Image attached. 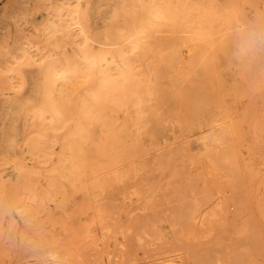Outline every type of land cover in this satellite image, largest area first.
Returning <instances> with one entry per match:
<instances>
[{
    "label": "rangeland",
    "instance_id": "rangeland-1",
    "mask_svg": "<svg viewBox=\"0 0 264 264\" xmlns=\"http://www.w3.org/2000/svg\"><path fill=\"white\" fill-rule=\"evenodd\" d=\"M252 31L264 0H0V264H264Z\"/></svg>",
    "mask_w": 264,
    "mask_h": 264
},
{
    "label": "bare ground",
    "instance_id": "bare-ground-1",
    "mask_svg": "<svg viewBox=\"0 0 264 264\" xmlns=\"http://www.w3.org/2000/svg\"><path fill=\"white\" fill-rule=\"evenodd\" d=\"M157 26H158V25H157ZM17 27H18V26H17ZM163 30H164V29H163ZM58 32H59V31H58ZM141 44H143V43H141ZM196 44H197V43H196ZM151 49H152V48H151ZM192 50H193V49H192ZM84 51H86V50H84ZM81 52H83V50H82ZM87 52H88V51H87ZM151 52H152V51H151ZM46 54H47V53H46ZM140 54H141V53H140ZM83 55H84V54H83ZM165 56H166V55H165ZM165 56H164V57H165ZM168 56H170V53H169ZM179 56H180V53H179ZM80 57H81V56H80ZM93 57H94V56H93ZM145 57H146V56H145ZM59 58H60V57H59ZM175 59H176V58H175ZM129 60H130V59H129ZM52 61H53V60H52ZM130 61H132V60H130ZM61 62H62V61H61ZM132 62H134V61H132ZM51 63H52V62H51ZM57 63H58V62H57ZM88 63H89V62H88ZM91 63H92V62H91ZM127 63H128V62H127ZM142 63H143V62H142ZM59 64H60V63H59ZM128 64H130V62H129ZM135 64H136V63H135ZM124 65H125V64H124ZM137 65H138V64H137ZM137 65H135V66H137ZM64 66H65V65H64ZM81 66H82V65H81ZM125 66H126V65H125ZM138 66H139V65H138ZM92 67H93V66H92ZM92 67H89V65H88V66L85 67V68H90V69H91ZM128 67H129V66H128ZM52 69H53V68H52ZM92 69H93V68H92ZM200 69H201V68H200ZM69 70H70V69H69ZM201 70H202V69H201ZM140 71H141V70H140ZM66 72H67V71H66ZM77 72H79V71H77ZM86 72H88V71L86 70ZM119 72H120V70H119ZM147 72H148V71H147ZM50 73H51V72H50ZM57 73H58V72H57ZM141 73H142V72H141ZM55 74H56V73H55ZM137 74H140V73H137ZM47 75H48V74H47ZM72 75H73V74H72ZM104 75H105V74H104ZM0 76H1V75H0ZM53 76H55V75H53ZM86 76H88V75H86ZM114 76H115V75H114ZM114 76H113V77H114ZM135 76H136V75H135ZM137 76H138V75H137ZM56 77H57V76H56ZM68 77H69V76H68ZM78 77H79V76H78ZM78 77H77V78H78ZM111 77H112V76H111ZM104 78H105V76H104ZM65 79H66V78H65ZM65 79H64V80H65ZM67 79H68V78H67ZM74 79H76V77H75ZM84 79H85V78H84ZM51 80H53V79H51ZM70 80H71V79L69 78L68 81H69V82H72V80H71V81H70ZM105 80H106V79H105ZM123 80H124V79H123ZM123 80H122V81H123ZM133 80H134V79H133ZM4 81H5V80H4ZM75 81L77 82V79H76ZM99 81H101V80H99ZM56 82H57V81H56ZM73 82H74V81H73ZM78 82H79V81H78ZM78 82H77V83H78ZM80 82H81V81H80ZM87 82H89V81H87ZM16 83H17V82H16ZM54 83H55V82H54ZM83 83H84V82H83ZM121 83H122V82H121ZM134 83H135V82H134ZM49 84H50V83H49ZM59 84H60V83H59ZM73 84H74V83H73ZM122 84H123V83H122ZM71 85H72V83H71ZM111 85H112V84H111ZM134 85H135V84H134ZM134 85H131V86H134ZM69 86H70V85H69ZM98 86H100V85H98ZM116 86H117V85H116ZM48 87H49V86H48ZM75 87H76V86H75ZM79 87H80V84H79L78 88H79ZM105 87H106V86H105ZM112 87H114V86L112 85ZM122 87H123V86H122ZM134 87H135V86H134ZM49 88H50V87H49ZM80 88H81V87H80ZM132 88H133V87H132ZM65 90H66V88H65ZM123 90H124V89H123ZM60 91H61V90H60ZM63 91H64V90H63ZM67 91H68V89H67ZM67 91H65V92L68 94L70 90H69L68 92H67ZM90 92H91V91H90ZM63 93H64V92H63ZM66 93H65V94H66ZM74 93H75V91H73L72 94H71V92H70V93L68 94V98H69V96H71V95L73 96ZM85 93H86V92H85ZM199 93H200V92H199ZM65 94H64L63 96H66ZM88 94H91V93L88 92ZM75 95L78 96V94H75ZM91 95H93V93H92ZM94 95H95V93H94ZM193 95H194V94H193ZM83 96H84V94H83ZM92 97H93V96H92ZM94 97H95V96H94ZM94 97H93V98H94ZM117 97H119V96H117ZM192 97H193V96H192ZM68 98H67V99H68ZM83 98L85 99V98H87V97H83ZM93 98H92V99H93ZM121 99H122V97H121ZM54 100H55V99H54ZM58 100H59V99H58ZM69 100H70V99H69ZM72 100H73V98H72ZM190 100H191V99H190ZM207 100H208V99H207ZM86 101H87V100H86ZM82 102H85V100H83V101L81 100V103H80L81 106L83 105ZM91 102H92V101H91ZM93 102H94V101H93ZM93 102H92V103H93ZM78 103H79V101H78ZM192 103H193V102H192ZM201 103H203V102H201ZM109 104H110V103H109ZM193 104H194V103H193ZM203 104H204V103H203ZM61 105H62V104H61ZM64 105H67V104H65V102H64ZM93 105H96V103L93 104ZM198 105H199V104H198ZM67 106H69V104H68ZM83 106H84V105H83ZM60 107H61V106H60ZM61 108H62V107H61ZM67 108H68V107H67ZM84 108H85V106H84ZM84 108H82V109H84ZM86 108H87V106H86ZM111 108H112V107H111ZM200 108H201V107H200ZM38 110H39V109H38ZM198 110H200V109H198ZM44 111H45V110H43V112H44ZM61 111H62V110H61ZM76 111H77V110H76ZM72 112H73V111H71L69 114H71ZM117 112H119V111H117ZM88 113H89V112H88ZM88 113H87V114H88ZM114 113H115V112H114ZM201 113H202V112H201ZM44 114H47V113L45 112ZM44 114H43V116H44ZM76 114H77V113H76ZM80 114L83 115L84 113H81V112H80ZM87 114H86V115H87ZM94 114H96V113H94ZM198 114H199V113H198ZM88 115H90V114H88ZM88 115H87V118L89 117ZM98 115H99V114H98ZM196 115H197V114H196ZM39 116H40V115H39ZM74 116H75V115H74ZM83 116H85V114H84ZM90 116H91V115H90ZM92 116H93V119H94L95 116H94V115H92ZM103 116L105 117V115H103ZM103 116H102V117H103ZM85 117H86V116H85ZM97 117H98V116H97ZM102 117H101V118H102ZM104 117H103V118H104ZM41 118H44V117H42V115H41ZM71 118H73V117H71ZM65 119H66V117H65ZM95 119H96V118H95ZM98 119H100V118H98ZM30 120H31V119H30ZM69 120H70V119H69ZM88 120H89V119H88ZM256 120H257V119H256ZM70 121H71V120H70ZM96 121L98 122V120H96ZM106 121H107V120H106ZM106 121H105V122H106ZM103 122H104V121H103ZM116 122H117V121H116ZM110 123H111V122H110ZM110 123H109V124H110ZM89 124H90V123H89ZM104 125H106V124H104ZM107 125H108V124H107ZM251 125H252V124H251ZM29 127H30V126H29ZM45 127H46V126H45ZM123 127H124V126H123ZM261 127H263V126H261ZM46 128H47V127H46ZM117 129H118V128H117ZM119 129H120V128H119ZM45 130H46V129H45ZM46 131H47V130H46ZM112 131H113V130H112ZM29 132H30V131H29ZM84 132H85V131H84ZM105 133H106V132H105ZM111 133H112V132H111ZM114 133H116V130L113 132V134H114ZM124 133H125V132H124ZM76 134H77V133H76ZM76 134H75V135H76ZM43 135H44V134H43ZM109 135H111L112 138H116V136H114L115 134H114L113 136H112V134H109ZM79 136H80V135H79ZM117 136H118V135H117ZM123 136H124V135H123ZM105 137H107V136H105ZM49 138H50V137H49ZM80 138H81V137H80ZM112 138L109 137V140H110V139L112 140ZM117 138L119 139V137H117ZM117 138H116V139H117ZM122 138H123V137H122ZM99 139H101V138H99ZM114 141H116V140H114ZM124 141H125V140H123V141L121 142V140H120V141L117 140L116 142H117V144L120 142V143H122V144L124 143V145H125V142H124ZM74 142H76V140H73V141H72L73 144H74ZM116 142H115V143H116ZM72 143H71V145H73ZM77 143H78V142H77ZM69 144H70V143H69ZM95 144H96V143H95ZM95 144H94V146H95V149H96V146H97V145H95ZM103 144H104V143H103ZM103 144H102V145H103ZM111 144H112V143H111ZM113 144H114V143H113ZM98 145H99L98 147L100 148V147H101L100 144H98ZM166 145H167V144H166ZM119 146H121V145H119ZM127 146H128V145H127ZM130 146H131V145H130ZM98 147H97V148H98ZM104 147L106 148L105 144H104ZM109 147H110V145H109ZM135 147H136V146H135ZM143 147H144V146H142V148H143ZM75 148H76V147H75ZM105 148H104L103 151H102V150H101V151L104 152V151H105ZM123 148H124V147H123ZM126 148H127V147H126ZM87 149H88V148H86V150H87ZM106 149H107V148H106ZM128 149H130V147H128ZM136 149H137V148H136ZM172 149H173V148H172ZM96 150H98V149H96ZM99 150H100V149H99ZM99 150H98V152L95 151V153H96V152L99 153ZM113 150H114V149H113ZM174 150H175V149H174ZM174 150H173V153L175 152ZM82 151H83V150H82ZM80 152H81V151H80ZM88 152H89V151H88ZM114 152L116 153V151H114ZM114 152H113V153H114ZM139 152H142V151H139ZM171 152H172V151H171ZM107 153H108V152H107ZM125 153H126V152H125ZM89 154H90V152H89ZM93 154H94V153H93ZM105 154H106V152H104V155H103V156H105ZM118 154H120V153H117V156H118ZM168 154H170V153H168ZM179 154H180V153H179ZM209 154H210V153H209ZM214 154H215V153H214ZM222 154H223V153H222ZM229 154H230V153H229ZM77 155H79V154H77ZM80 155L82 156V154H80ZM112 155H114V154H111L110 157H111ZM126 155L128 156V154H126ZM142 155H143V153H142ZM176 155H177V153H176ZM212 155H213V154H212ZM212 155H211V156H212ZM230 155H232V154H230ZM93 156H94V155H93ZM97 156H98V154H97ZM106 156H109V155L107 154ZM106 156H105V157H106ZM119 156H120V155H119ZM211 156H210V157H211ZM213 156H214V155H213ZM110 157H109V158H110ZM113 157L115 158V155H114ZM172 157H174V156H172ZM223 157H224V156H223ZM231 157L233 158V156H231ZM109 158H108V162H109ZM114 158H111V160L114 159ZM120 158H121V157H120ZM128 158H129V157H128ZM168 158H169V155H168ZM178 158H179V157H178ZM211 158H212V157H211ZM213 158H214V157H213ZM95 159H96V158H95ZM97 159H98V157H97ZM97 159H96V161H98ZM117 159H118V158H116V159H114V160H117ZM101 160H102V159H101ZM106 160H107V159H106ZM114 160H113V161H114ZM123 160H124V159H123ZM171 160H173V159H171ZM178 160H180V159H178ZM119 161H120V160H119ZM119 161H118V162H119ZM160 161H161V159H160ZM162 161H163V160H162ZM211 161H216V160H211ZM94 162H95V161H94ZM94 162H93V163H94ZM115 162H116V161H114L113 163H115ZM209 162H210V161H209ZM219 162L222 163L221 161H219ZM95 163H98V162H95ZM95 163H94V164H95ZM119 163H120V162H119ZM210 163H211V162H210ZM90 164H91V163H90ZM98 164H99V163H98ZM110 165L112 166V164H110ZM117 165H118V164H117ZM117 165H116V166H117ZM160 165L163 166V164H160ZM220 165H221V164H220ZM227 165H228V164H227ZM95 166H96V165H95ZM114 166H115V165H114ZM93 167H94V166H93ZM164 167H165V165H164ZM99 168H102L101 165L99 166ZM95 169H96V168H95ZM97 169H98V168H97ZM127 169H128V168H127ZM129 169H130V168H129ZM174 169H175V168H174ZM93 171H94V170H93ZM98 171H99V169H98ZM98 171H97V172H98ZM173 171H174V170H173ZM216 171H217V170H216ZM175 172H176V171H175ZM98 173H99V172H98ZM172 174H173V173H172ZM168 175H169V174H168ZM199 175H200V174H199ZM232 175H234V174H232ZM232 175H231V177H232ZM236 175H238V174H236ZM122 176H123V175H122ZM179 176H180V175H179ZM224 176H225V174H224ZM239 177H240V175L238 176V179H239ZM229 178H230V177H229ZM202 179H203V178H202ZM235 179H236V178H235ZM238 179L235 180V181H234V179H233V181H234L235 183H236V181L239 182ZM124 180H125V179H124ZM240 180H241V178H240ZM213 181H214V180H213ZM227 181H228V180H227ZM183 182H184V180H183ZM229 182H230V181H229ZM240 182H241V181H240ZM240 182H239V183H240ZM254 182H255V181H254ZM181 183H182V182H181ZM230 184H231V183H230ZM237 184H238V183H237ZM213 185H214V184H213ZM231 185H232V184H231ZM228 186H229V185H228ZM182 187H183V186H182ZM182 187H181V188H182ZM220 187H221V186H220ZM238 188H239V187H238ZM121 190H123V189H121ZM177 190H178V189H177ZM123 191H124V190H123ZM164 191H165V190H164ZM175 191H176V190H175ZM239 191H240V190H239ZM251 191H252V189H251ZM240 193H241V192H240ZM252 193H253V192H252ZM253 196H254V195H253ZM249 207H250V205H249ZM0 209H1V208H0Z\"/></svg>",
    "mask_w": 264,
    "mask_h": 264
},
{
    "label": "clouds",
    "instance_id": "clouds-1",
    "mask_svg": "<svg viewBox=\"0 0 264 264\" xmlns=\"http://www.w3.org/2000/svg\"><path fill=\"white\" fill-rule=\"evenodd\" d=\"M248 39L257 47H259L261 44H264V35H261L257 31H252L251 33H249Z\"/></svg>",
    "mask_w": 264,
    "mask_h": 264
}]
</instances>
